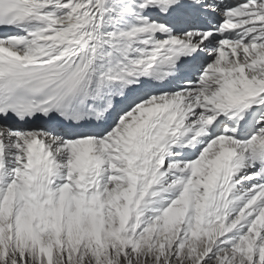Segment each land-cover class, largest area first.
<instances>
[{"label": "snow or ice", "instance_id": "obj_1", "mask_svg": "<svg viewBox=\"0 0 264 264\" xmlns=\"http://www.w3.org/2000/svg\"><path fill=\"white\" fill-rule=\"evenodd\" d=\"M0 264H264V0H0Z\"/></svg>", "mask_w": 264, "mask_h": 264}]
</instances>
